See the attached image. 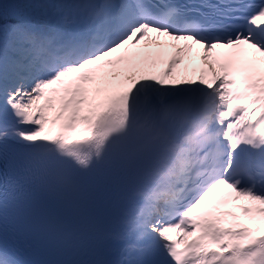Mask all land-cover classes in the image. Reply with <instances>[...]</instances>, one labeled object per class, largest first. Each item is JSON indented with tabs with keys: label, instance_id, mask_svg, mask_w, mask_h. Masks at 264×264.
Segmentation results:
<instances>
[{
	"label": "snow or ice",
	"instance_id": "snow-or-ice-1",
	"mask_svg": "<svg viewBox=\"0 0 264 264\" xmlns=\"http://www.w3.org/2000/svg\"><path fill=\"white\" fill-rule=\"evenodd\" d=\"M160 37L200 46L198 79L149 73L132 49ZM0 163V264H105L3 241L10 209L53 249L99 239L101 188L124 199L116 264H264V0L0 3Z\"/></svg>",
	"mask_w": 264,
	"mask_h": 264
},
{
	"label": "bare ground",
	"instance_id": "bare-ground-1",
	"mask_svg": "<svg viewBox=\"0 0 264 264\" xmlns=\"http://www.w3.org/2000/svg\"><path fill=\"white\" fill-rule=\"evenodd\" d=\"M151 36H152V34H151ZM159 40H160V42L170 44L176 50L177 49H185L186 42L183 43L181 41H173L171 39H167L166 37H160ZM140 46H142V48ZM146 46H147L146 41H140V44L137 45V47L133 48L132 51H138L142 55L147 54L148 60L152 64V66L148 69L149 73L156 75L159 78L163 79L165 82V85L171 83L172 79L174 77H186L187 78L188 73H187V68L183 64L184 60L187 58H191V59L196 58V57L200 58V56L202 55V51H201L199 45H195V48L191 49V50L185 49L181 53V58L179 60L180 63L175 65L172 68L173 76L165 77V76H163V73L167 69V66H168V63L166 62V57L165 58H159L156 56H152L150 53V50ZM175 57L176 56L172 57L171 59H173ZM177 235H180V234L177 233ZM172 236H173V238L175 237L174 235H172Z\"/></svg>",
	"mask_w": 264,
	"mask_h": 264
},
{
	"label": "rangeland",
	"instance_id": "rangeland-1",
	"mask_svg": "<svg viewBox=\"0 0 264 264\" xmlns=\"http://www.w3.org/2000/svg\"><path fill=\"white\" fill-rule=\"evenodd\" d=\"M12 2H13V0H0V3L4 4L5 7H7Z\"/></svg>",
	"mask_w": 264,
	"mask_h": 264
}]
</instances>
